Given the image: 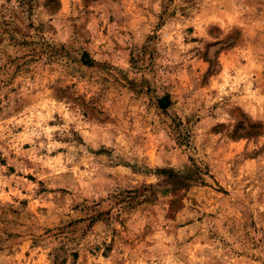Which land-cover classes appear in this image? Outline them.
Returning a JSON list of instances; mask_svg holds the SVG:
<instances>
[{"label": "rangeland", "instance_id": "374dc122", "mask_svg": "<svg viewBox=\"0 0 264 264\" xmlns=\"http://www.w3.org/2000/svg\"><path fill=\"white\" fill-rule=\"evenodd\" d=\"M0 264H264V0H0Z\"/></svg>", "mask_w": 264, "mask_h": 264}, {"label": "trees", "instance_id": "16d2710c", "mask_svg": "<svg viewBox=\"0 0 264 264\" xmlns=\"http://www.w3.org/2000/svg\"><path fill=\"white\" fill-rule=\"evenodd\" d=\"M90 63H93V62H90ZM88 65H90V64H88ZM159 106L162 109H167L170 106V97L169 96H165L164 98L159 100Z\"/></svg>", "mask_w": 264, "mask_h": 264}]
</instances>
